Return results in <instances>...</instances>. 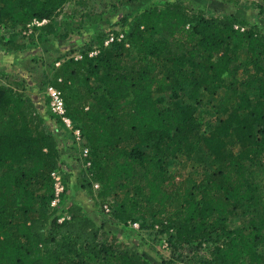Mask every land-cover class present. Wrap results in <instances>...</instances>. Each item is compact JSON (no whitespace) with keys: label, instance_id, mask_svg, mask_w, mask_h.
<instances>
[{"label":"trees","instance_id":"trees-1","mask_svg":"<svg viewBox=\"0 0 264 264\" xmlns=\"http://www.w3.org/2000/svg\"><path fill=\"white\" fill-rule=\"evenodd\" d=\"M68 1L0 0V26L11 38L46 20L37 29L54 34ZM245 25L165 1L145 9L125 40H100L96 55L69 58L46 82L61 90L87 140L98 199L119 222L166 234L170 260L181 264H264V28ZM4 39L0 33L6 50L25 46ZM20 88L0 80V264H152L102 233L78 204L59 221L51 201L60 145ZM188 90L200 104L204 92L225 91L208 127L198 105L184 100ZM192 158L200 179L168 166Z\"/></svg>","mask_w":264,"mask_h":264},{"label":"rangeland","instance_id":"rangeland-1","mask_svg":"<svg viewBox=\"0 0 264 264\" xmlns=\"http://www.w3.org/2000/svg\"><path fill=\"white\" fill-rule=\"evenodd\" d=\"M111 0H70L59 11L54 18L56 32L46 34L41 32L35 22L27 29L15 31L11 38L17 43H24L18 51L6 50L0 43V80L4 82H19L22 91L34 100L42 124L47 133H52L58 139L61 156L60 173L66 181V193L63 195L60 206L56 207V214L60 218L68 215V208L71 204H78L83 212L100 227L105 234H114L125 241L128 246L136 248L143 253L152 264H181L179 259H171V248L168 246L166 234L158 233L156 229L146 230L135 227L128 222H119L111 212L105 211L109 202L102 203L97 195L101 183L94 180V176L87 167L83 155L85 144L79 143L73 132L66 126L60 116L51 109V99L48 88L51 86L48 77L54 76L61 64L74 57L82 56V52L89 50L90 53L99 51L101 41L111 35L123 34L126 38L134 26L137 18L145 9L153 5H162L165 1L175 0H138L123 5L112 7ZM114 1V0H113ZM184 1L193 12L206 16L229 15L236 16L245 21V26L259 25L264 28V5L261 0H176ZM49 22V21H48ZM48 24V23H45ZM70 30V32H68ZM0 33L4 40L8 41L12 31L6 26H0ZM66 34V35H65ZM65 35V36H64ZM98 35L100 36L99 38ZM249 94L257 98L259 92L250 88ZM188 90L184 93V100L188 103L197 104L200 108V115L208 127L213 118L218 115L217 105L226 96L225 91L215 95L202 94V104L189 98ZM63 94V93H62ZM63 96V95H62ZM210 101V103H206ZM64 122L63 124L60 122ZM89 148V147H88ZM201 162L192 158L186 160L185 167L170 160L169 168L180 171L185 176L201 178ZM88 173L92 179L93 194L87 191L83 184V177ZM180 175V174H179ZM178 176V180H179ZM98 184V187L95 185ZM53 208V206L51 205ZM38 208V207H37ZM54 209V208H53ZM140 225V223H139ZM264 247V246H263Z\"/></svg>","mask_w":264,"mask_h":264},{"label":"built area","instance_id":"built-area-1","mask_svg":"<svg viewBox=\"0 0 264 264\" xmlns=\"http://www.w3.org/2000/svg\"><path fill=\"white\" fill-rule=\"evenodd\" d=\"M46 22H47L46 20L43 22L35 21V23L38 25L44 24ZM123 40H125V36L123 34H121L119 36H115L114 34H111L105 40V45H109L110 43H112L114 41H123ZM96 54H97V52H92V53H90V56H93ZM76 59H78V58H76ZM48 94L51 98V109H52V111L62 118V120L65 122L66 126L75 135L76 140L79 143L85 144L86 140L82 134L81 129L76 128L74 126L72 120L67 116L66 105H65L64 98L62 96V92L59 89L50 86L48 88ZM83 155L85 158L89 157L90 149L88 147H84ZM86 164H87V167H90L91 161H89V159L86 160ZM53 177L55 180V186H54V197L52 198L51 205L55 208L56 207L58 208L60 206L61 201H62L63 195L66 193V185L64 183L62 175L59 172H54ZM95 186L98 187V184H96ZM105 211L111 212L109 205L105 206ZM68 217H69V215L63 216V217L59 218V221H63L65 218H68ZM132 224H134L135 227L140 226L139 223H132Z\"/></svg>","mask_w":264,"mask_h":264},{"label":"clouds","instance_id":"clouds-1","mask_svg":"<svg viewBox=\"0 0 264 264\" xmlns=\"http://www.w3.org/2000/svg\"><path fill=\"white\" fill-rule=\"evenodd\" d=\"M126 39V38H125ZM52 87H54V86H52ZM56 88V87H55ZM58 89V88H57ZM61 91V90H60ZM63 95V94H62ZM50 98V97H49ZM64 98V97H63ZM51 99V98H50ZM65 101V100H64ZM66 105V104H65Z\"/></svg>","mask_w":264,"mask_h":264}]
</instances>
